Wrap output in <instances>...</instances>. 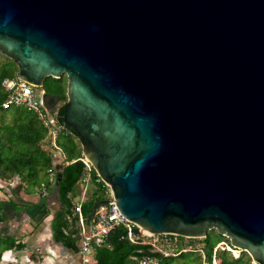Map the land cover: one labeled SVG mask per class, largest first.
I'll return each instance as SVG.
<instances>
[{
	"label": "water",
	"instance_id": "1",
	"mask_svg": "<svg viewBox=\"0 0 264 264\" xmlns=\"http://www.w3.org/2000/svg\"><path fill=\"white\" fill-rule=\"evenodd\" d=\"M0 54L49 119L65 73L56 119L135 234L214 228L264 264V0H0Z\"/></svg>",
	"mask_w": 264,
	"mask_h": 264
},
{
	"label": "trees",
	"instance_id": "2",
	"mask_svg": "<svg viewBox=\"0 0 264 264\" xmlns=\"http://www.w3.org/2000/svg\"><path fill=\"white\" fill-rule=\"evenodd\" d=\"M0 57L2 58L0 60V179L9 180L18 175L21 181L36 184L35 181L40 176L52 173V179L47 182L55 183L58 200V206L51 220L53 239L66 247L78 250V228L71 213L83 166L80 161L73 159L80 155L82 144L77 135L70 132L67 127H62L56 119L59 106L67 97L66 75L62 73L59 77H46L42 85L47 93L60 96V100L51 111L52 120L57 126L55 146H53L49 125L44 123L37 111L28 109L23 104L3 108L2 103L6 93L1 86V79L7 76L16 77L17 67L6 56L0 54ZM56 150H60L63 155L58 170L53 167ZM108 187L104 182H94L90 187L81 205L86 223L92 221V218L87 217L91 206L107 198ZM122 231L118 228L116 233H111L108 245L94 249L93 264H139V259L146 255L155 258L154 264H170L174 259L179 260L178 264H189L185 261V257L194 252H198L197 258L200 259V264H213L212 259L215 260V264H255L245 250H239L234 255L231 250L224 247L214 249L219 241L229 245L228 238L214 228L208 230L204 237L176 235V245L170 248V252L166 255L157 250L151 251L148 244L131 243L126 238L120 239L117 234ZM4 240L0 238V244ZM5 245L19 247V244H14L12 240ZM230 247L236 251V248Z\"/></svg>",
	"mask_w": 264,
	"mask_h": 264
},
{
	"label": "crops",
	"instance_id": "3",
	"mask_svg": "<svg viewBox=\"0 0 264 264\" xmlns=\"http://www.w3.org/2000/svg\"><path fill=\"white\" fill-rule=\"evenodd\" d=\"M62 158L61 151L56 150L54 168H59ZM51 179L52 173L37 185L21 181L18 175L0 179V238L7 240L0 244V264L94 263V259L89 262L78 250L53 239L51 220L58 200L55 183L47 182ZM11 240L19 247L5 245Z\"/></svg>",
	"mask_w": 264,
	"mask_h": 264
},
{
	"label": "built area",
	"instance_id": "4",
	"mask_svg": "<svg viewBox=\"0 0 264 264\" xmlns=\"http://www.w3.org/2000/svg\"><path fill=\"white\" fill-rule=\"evenodd\" d=\"M1 86L3 87L6 97L2 103L3 108L11 105L23 104L28 109H33L43 118L44 123L49 125L50 133L52 135L51 144L55 146V132L56 124L52 119H49L41 107L39 88L31 83L23 80L20 77H3L1 79ZM75 161H80L83 166L82 173L77 183H79V191L74 197V204L72 209V216L74 217L76 228H78L79 248L78 252L83 257L87 253H91L95 248L108 245L107 233L116 227L122 229L123 238H126L131 243L148 244L151 251L157 250L166 255L170 248L176 245V235L171 233H156L150 231H143L141 235L135 234V227L137 226L131 220L123 216L115 205L112 199L109 184L108 187L109 199L107 203L100 204L96 207L90 223L85 222V215L82 211V202L94 182H103L100 176L95 172L89 160L81 153L77 156ZM216 247L225 248L234 252L226 242L219 241ZM237 251V249H236ZM155 258L146 255L139 259V264H154ZM213 264L215 260L212 259Z\"/></svg>",
	"mask_w": 264,
	"mask_h": 264
},
{
	"label": "rangeland",
	"instance_id": "5",
	"mask_svg": "<svg viewBox=\"0 0 264 264\" xmlns=\"http://www.w3.org/2000/svg\"><path fill=\"white\" fill-rule=\"evenodd\" d=\"M2 58L0 57V60H1ZM42 179H46V176H40L36 181H35V185H37V184H39L40 183V180H42ZM216 237V236H215ZM234 255H236L237 253H238V250L237 251H235L234 250V252H232ZM197 254H198V252L197 253H190V254H188L186 257H185V261L186 262H189V264H200V259H198L197 258ZM84 257H86V258H89V262H91L92 260H93V257H92V254L91 253H87V254H85V256ZM179 263V260L178 259H174L173 260V262L172 263H170V264H178Z\"/></svg>",
	"mask_w": 264,
	"mask_h": 264
},
{
	"label": "flooded vegetation",
	"instance_id": "6",
	"mask_svg": "<svg viewBox=\"0 0 264 264\" xmlns=\"http://www.w3.org/2000/svg\"><path fill=\"white\" fill-rule=\"evenodd\" d=\"M55 106H56V104H55ZM55 106H54V107H55ZM54 107H53V108H54Z\"/></svg>",
	"mask_w": 264,
	"mask_h": 264
}]
</instances>
